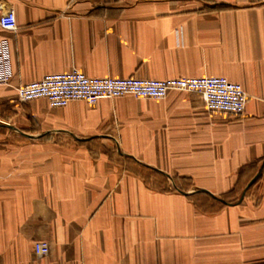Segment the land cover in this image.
I'll return each mask as SVG.
<instances>
[{
  "label": "crops",
  "instance_id": "crops-1",
  "mask_svg": "<svg viewBox=\"0 0 264 264\" xmlns=\"http://www.w3.org/2000/svg\"><path fill=\"white\" fill-rule=\"evenodd\" d=\"M18 29L0 85V264H264V1L0 0ZM225 76L242 116L198 92L51 107L17 87ZM47 241L39 256L34 243Z\"/></svg>",
  "mask_w": 264,
  "mask_h": 264
},
{
  "label": "built area",
  "instance_id": "built-area-1",
  "mask_svg": "<svg viewBox=\"0 0 264 264\" xmlns=\"http://www.w3.org/2000/svg\"><path fill=\"white\" fill-rule=\"evenodd\" d=\"M0 27L7 32L17 31V18L13 9L0 14ZM13 76L11 43L8 37H3L0 38V85L9 84ZM172 91L198 92L210 111L236 117L244 114L248 99L243 85L225 76H181L167 79L92 77L76 67L23 83L17 87V96L21 101L45 98L51 107H65L73 100L95 104L103 98L117 99L127 95L141 99H163ZM33 248L39 256H46L50 251L47 241H37Z\"/></svg>",
  "mask_w": 264,
  "mask_h": 264
}]
</instances>
